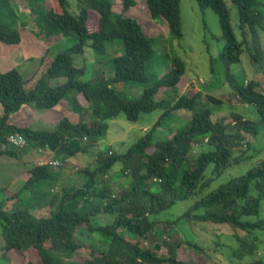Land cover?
Wrapping results in <instances>:
<instances>
[{"label":"trees","instance_id":"16d2710c","mask_svg":"<svg viewBox=\"0 0 264 264\" xmlns=\"http://www.w3.org/2000/svg\"><path fill=\"white\" fill-rule=\"evenodd\" d=\"M194 1L202 11L212 10L218 16L225 43L220 61L226 68L227 83L243 106L255 107L259 119L250 120L234 113L231 122L214 121V112L202 107L201 92L158 101L156 98L163 92L169 96L180 91L186 66L175 59L162 77L154 73L156 39L136 18L127 16L137 6L136 0H122L118 15L113 12L111 0H77L78 14L70 12L68 0L27 1V8L38 15L43 38L48 41L74 38L77 43L59 52L31 88L27 87L30 81H25L17 69L0 73V157L20 161L29 150H37L42 155L54 154L55 160L64 165L65 160L97 148L108 133V122L120 115L137 123L143 114L155 111L163 114L152 130H146L126 153L117 154L110 147L99 152L96 166L79 172L83 185L64 188L61 196L50 198L38 193L36 188L51 180L54 169L62 165L51 166L50 158L45 163L29 162L32 167L27 169L28 179L21 192L30 190L36 200L42 201L26 207L20 204L19 194L0 201L2 257L6 261L24 258L30 250L32 257L27 264H189L178 260L182 245H192L175 238V228L182 224H228L234 230H264L261 219L264 159L246 174L204 194L229 168L264 153V145L260 151L255 146V142L264 140V83L257 80L239 83L230 73L231 66L240 62L244 45L251 41L250 53L255 63H261L264 58V0H231L238 9L242 42L235 37L231 13L223 0ZM13 2L0 0V10ZM145 3L152 20H164L173 37L183 38L181 0H145ZM8 18L7 22H0V43L20 45L21 32L12 14ZM116 40L122 41L124 54L110 62L113 75L105 78L102 74L90 82H82L86 70L75 67V57L83 56L86 48L104 56L108 45ZM58 79H65V83L52 87V81ZM128 84L144 87L143 93L130 98L116 89L118 85ZM71 91L82 95L88 104L83 108L73 102L78 122L64 118L56 128L47 131L10 122L12 115L28 104L37 110L55 109ZM207 99L222 107L226 97ZM179 111L191 113L192 118L181 128L172 127L171 122L181 120L175 115ZM164 123L172 138L159 141L155 134ZM16 134L24 138L26 146L9 143V137ZM202 146L210 149L196 157L194 153ZM116 164L122 165L116 174L119 180H132L129 187L114 188L115 175L110 173ZM210 167L213 178L206 179ZM192 199L196 202L181 215L164 216L177 204ZM45 206L51 210L49 216L37 217L34 210ZM102 216L112 218V222L104 226L95 223ZM160 225L163 229H159ZM238 241L242 250L236 256L243 258L252 253V249L245 247L244 238L238 237ZM97 242L106 248L99 249ZM142 242L149 247H143ZM81 253H85L83 262L68 261ZM247 264L264 262L255 260Z\"/></svg>","mask_w":264,"mask_h":264},{"label":"rangeland","instance_id":"374dc122","mask_svg":"<svg viewBox=\"0 0 264 264\" xmlns=\"http://www.w3.org/2000/svg\"><path fill=\"white\" fill-rule=\"evenodd\" d=\"M28 0H15L12 6L5 10H0V22H7L9 14L17 23L18 30L21 32L22 41L20 45L9 46L0 43V73H6L11 69H17L23 76L25 81H30L27 86L31 88L40 74L45 70V67L56 57L59 52L65 51L77 43L74 38L63 39L53 38L51 41L46 40L40 35L38 15H33L27 8ZM51 1V0H47ZM231 13L233 32L237 41L242 42V32L240 30L239 13L236 6L231 0H223ZM70 4V12L78 14L77 0H68ZM113 3V12L115 15L121 14L122 0H111ZM137 6L128 12L127 16L136 18L145 28V31L155 37L156 60L153 64L154 73L159 77L166 74L171 68L173 60L180 59L185 63L186 74L183 78V85L180 91L176 94L159 95L156 99H172L176 95L193 96L201 92L203 99L202 107H206L214 112L213 120L226 122L233 121V114H243L250 120L259 119V115L254 106H243L240 103L236 94L232 93V89L226 80V68L220 61V53L224 48V40L219 24L218 16L212 10L202 11L196 1L181 0L180 14L182 24V39H177L171 35L164 20H152L149 16L145 0H136ZM95 27L91 26L94 30ZM263 36V35H262ZM264 37V36H263ZM264 46V39L262 40ZM253 49L252 41L249 45H244V52L239 63L234 64L230 68V73L235 76L239 83L250 82L257 80L264 83V58L261 63L256 64L251 57ZM251 50V51H250ZM124 54L122 41L116 40L110 43L107 47L104 56L96 55L92 49L86 48L83 56L75 57V67H85L86 73L81 77L82 82H90L94 77H100L102 74L105 78L113 75V68L110 62ZM101 74V75H100ZM34 80V82H33ZM65 83V79L54 80L51 86H58ZM118 92L130 98H138L144 91V87L128 84L118 85ZM170 93V92H169ZM215 98L226 97L222 107L213 105L208 102L207 97ZM77 105L87 107V102L82 95L76 91L69 92L67 98L63 100L55 109L52 110H37L33 104H28L23 107L18 114H13L11 121H17L19 127H28L36 131H47L57 127L61 120L67 118L73 122H78L79 115L73 110V102ZM2 108L0 107V114ZM163 114L162 111H155L152 114H143L137 123L129 122L124 115H120L117 119L108 122V133L106 137L100 141L97 148L89 150L87 153H81L74 158L64 161L61 168L54 169V174L51 180L40 183L36 190L38 193H43L48 197L63 193V189L67 187H79L83 185L81 180L82 174L80 170L87 167H95L98 153L112 148L117 154L126 153L129 148L134 145L147 130H152L154 125ZM181 120H174L170 123L173 127H182L192 115L186 111L176 112ZM180 127V128H181ZM155 138L159 141L172 138L168 134L167 123L162 124ZM264 145V140L261 138L255 142L257 149ZM208 146H202L199 152H195L196 157L204 151L209 150ZM35 151V152H34ZM37 150H29L27 154L18 162L11 158L0 157V201L8 197L19 194L21 205L26 207L36 206L41 199L36 200L30 190H23L25 182L28 179L27 169L32 167L30 163H37ZM42 156V157H41ZM49 156L48 154L40 155L39 162H44ZM53 156H55L53 154ZM56 157V156H55ZM264 159L262 155H256L255 160H249L240 166L229 168L223 175L217 178L210 186L205 189V195L211 190L219 188L227 183L231 178L246 174L252 167L258 166L260 161ZM59 160V159H57ZM46 161H49L47 158ZM60 161V160H59ZM30 162V163H29ZM121 164H116L110 175H115L114 188L118 189V185L129 187L132 183L131 179L125 181L119 180L120 176L117 173L121 169ZM78 169V170H77ZM210 167L206 173V179L213 178ZM117 174V175H116ZM196 202L195 199L177 204L164 216L174 218L181 215L191 205ZM35 213L39 218L49 216L50 208H36ZM261 219L264 220V202L262 204ZM112 222V218L102 216L95 223L104 226ZM163 225L159 229H163ZM174 231V230H173ZM175 238L178 242L187 241L192 243L191 246L182 245L178 250V260L189 264H247L255 260L264 262V230L256 231H241L234 230L230 225H215L212 223H185L175 228ZM238 237L245 239V247L252 249V253L245 255L243 258L236 256L235 253H240L242 250L241 243ZM105 249L106 245L97 242L95 243ZM94 244V245H95ZM143 247H149V244L142 242ZM3 237L0 229V264H27V261L32 257L30 250L26 251L24 258H17L6 261L2 257ZM84 254L70 258L71 262H83ZM14 257V256H13Z\"/></svg>","mask_w":264,"mask_h":264},{"label":"built area","instance_id":"2783aa9c","mask_svg":"<svg viewBox=\"0 0 264 264\" xmlns=\"http://www.w3.org/2000/svg\"><path fill=\"white\" fill-rule=\"evenodd\" d=\"M9 143L15 147H24L27 144L24 138L19 134L9 137ZM48 163L53 167H60L62 165L58 160H52L49 161Z\"/></svg>","mask_w":264,"mask_h":264},{"label":"crops","instance_id":"0c3cea01","mask_svg":"<svg viewBox=\"0 0 264 264\" xmlns=\"http://www.w3.org/2000/svg\"><path fill=\"white\" fill-rule=\"evenodd\" d=\"M22 109H23V107H22ZM22 109H21V111H22ZM18 114V113H17ZM12 120V119H11ZM12 124H14L15 126H18L16 123H17V121H15V122H12V121H10ZM35 152V151H34ZM40 155H42V154H37V156H36V159H38L37 161H39L40 160ZM42 157V156H41ZM1 158H6L5 156H3V157H1ZM47 158H50L51 160H55V158L51 155H49ZM47 159H45L44 160V162L43 163H45V161H46ZM19 162V161H18Z\"/></svg>","mask_w":264,"mask_h":264}]
</instances>
